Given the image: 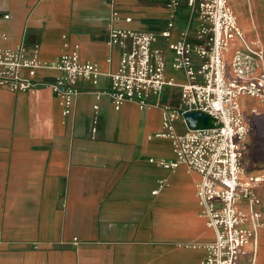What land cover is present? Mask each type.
<instances>
[{
  "label": "crops",
  "instance_id": "obj_1",
  "mask_svg": "<svg viewBox=\"0 0 264 264\" xmlns=\"http://www.w3.org/2000/svg\"><path fill=\"white\" fill-rule=\"evenodd\" d=\"M229 1L245 35L264 44V0H255L263 6L258 23L253 15L252 22L240 20ZM170 21L171 36H159L156 45L168 57V77L184 83L168 43L185 29L196 41L189 0L173 8L170 0H0L1 48L39 45L41 60L55 64L78 46L81 60L98 63L102 72L97 84L78 80L68 116L49 86L0 88V264H200L206 256L203 246L215 231L200 216V175L182 164H159L175 160L171 140L158 135L162 110L133 102L116 109L110 95L108 74L122 48L109 43V29L160 33ZM59 75L42 68L38 79L52 83ZM163 102L178 107L180 87L167 86ZM242 103L251 126L242 177L264 178V107ZM177 128L183 131L184 123ZM257 190L264 213V180ZM238 264H264V226Z\"/></svg>",
  "mask_w": 264,
  "mask_h": 264
},
{
  "label": "built area",
  "instance_id": "obj_2",
  "mask_svg": "<svg viewBox=\"0 0 264 264\" xmlns=\"http://www.w3.org/2000/svg\"><path fill=\"white\" fill-rule=\"evenodd\" d=\"M180 1L170 0V7ZM189 1L197 18L196 41H190V31L185 29L168 43L172 68L184 72L187 81L178 83L168 77V57L156 45L159 36H171L173 21L160 33L111 27L109 43L122 52L117 69L108 74L110 95L116 109L133 102L143 110H162L163 131L158 135L171 140L175 160L159 164L168 168L182 164L200 175L196 184L200 216L215 231V239L203 246L207 254L200 264H238L264 226L257 190L264 178L244 179L241 160L251 130L242 102L256 100L264 107V44L245 35L229 0ZM117 16L114 12L113 17ZM42 68L57 69L61 75L52 83L43 82L38 79ZM101 75L98 63L81 60L78 46L62 54L55 64L41 60L39 45L0 47V88L35 92L49 86L60 97L65 116L73 112L78 80L97 84ZM167 86L180 87L178 107L163 102ZM188 111L209 115L210 125L191 127L184 116ZM179 121L185 125L183 131L177 128Z\"/></svg>",
  "mask_w": 264,
  "mask_h": 264
},
{
  "label": "rangeland",
  "instance_id": "obj_3",
  "mask_svg": "<svg viewBox=\"0 0 264 264\" xmlns=\"http://www.w3.org/2000/svg\"><path fill=\"white\" fill-rule=\"evenodd\" d=\"M232 3L239 15V19L246 20L248 22H252V15L255 21H258V8L262 10L263 6L259 4L258 1L255 0H232ZM258 25V24H257Z\"/></svg>",
  "mask_w": 264,
  "mask_h": 264
},
{
  "label": "water",
  "instance_id": "obj_4",
  "mask_svg": "<svg viewBox=\"0 0 264 264\" xmlns=\"http://www.w3.org/2000/svg\"><path fill=\"white\" fill-rule=\"evenodd\" d=\"M184 116L187 119L189 125L193 128L209 126L207 125L210 123L209 115L201 111H188L184 114Z\"/></svg>",
  "mask_w": 264,
  "mask_h": 264
},
{
  "label": "trees",
  "instance_id": "obj_5",
  "mask_svg": "<svg viewBox=\"0 0 264 264\" xmlns=\"http://www.w3.org/2000/svg\"><path fill=\"white\" fill-rule=\"evenodd\" d=\"M207 125H210V123H209V124H207Z\"/></svg>",
  "mask_w": 264,
  "mask_h": 264
}]
</instances>
